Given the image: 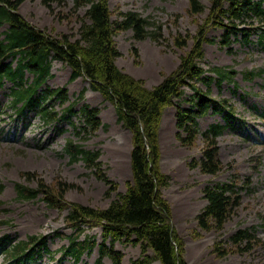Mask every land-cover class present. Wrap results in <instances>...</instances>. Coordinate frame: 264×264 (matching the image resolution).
Segmentation results:
<instances>
[{"label":"trees","instance_id":"1","mask_svg":"<svg viewBox=\"0 0 264 264\" xmlns=\"http://www.w3.org/2000/svg\"><path fill=\"white\" fill-rule=\"evenodd\" d=\"M25 1L0 0V28H6L0 31V86L5 82L12 84L8 107L21 120L33 113L45 127L59 134L64 133L63 124H68L79 141H89L101 128L107 130L98 108L88 104L76 108L75 103H69L67 89H54L47 84L53 78V63L61 62L71 70V81L85 79L94 91L115 105L118 122L132 133V176L127 190L118 192L117 184L102 169L101 151L68 140L63 152L69 162H83L92 175L107 185L106 196L115 193L116 198L105 208L66 203L65 194L73 185L61 181L53 188L42 180L37 181V187L16 184L17 198L31 201L42 196L50 208L67 209L66 226L74 233L60 235L68 240L60 252L64 259L71 257L75 264L95 247L99 258L94 264H105V259L110 264H123L125 253L115 248L116 242L141 250L140 256L131 259L130 264H189L184 241L174 226L171 205L163 195L170 178L161 169V123L166 109L176 105L177 140L185 148L203 143L201 157L194 158L190 167L210 176L221 173L218 137L236 122L242 123L243 118L227 99L212 97L211 83H221L234 72L220 67L206 70L204 45L218 43L232 52L236 42L248 44L254 36L264 42V0H208L209 6L202 0H188L191 16H206L195 35L175 37L176 47L184 49L190 41L193 46L186 56H181L177 70L152 88L117 65L122 56L115 41L118 32L132 31L136 41L149 37L160 40L157 27L148 31L146 18L135 11L122 12L113 18L109 0H70L71 12L79 23L78 32L53 35L21 15L19 8ZM40 2L52 12L55 5L68 4V0ZM210 30L221 32L218 39L207 36ZM198 82L205 84L207 90L197 87ZM185 88L193 92L188 99ZM181 102L187 107L181 106ZM210 114L220 117L224 123H214L201 130L200 120ZM259 115L264 120V111ZM27 175L30 181H35ZM3 190L0 184V193ZM238 190L232 182L204 186L202 192L207 204L197 217L202 230L225 228L241 205ZM86 227L101 228L102 241L99 243L96 237L89 236L80 240L79 235ZM256 233L252 228L239 229L230 236L229 242L236 249L249 252L253 250ZM46 243L45 237L30 236L27 240L14 241L4 236L0 238V253L14 264H30L48 252Z\"/></svg>","mask_w":264,"mask_h":264},{"label":"rangeland","instance_id":"2","mask_svg":"<svg viewBox=\"0 0 264 264\" xmlns=\"http://www.w3.org/2000/svg\"><path fill=\"white\" fill-rule=\"evenodd\" d=\"M202 2L209 6L208 0ZM109 6L113 18L122 12L135 11L148 20V31L157 27L161 33L158 41L151 37L136 41L132 31L118 32L115 37L122 55L117 60L118 67L143 80L148 88L159 85L165 76L177 70L181 56H186L193 44L190 41L188 47L180 49L174 43L175 37L195 35L206 16H191L188 0H109ZM19 12L31 24L53 35H76L79 29L70 0L67 6L55 5L53 12L40 0H27ZM220 34L210 30L207 36L218 39ZM251 41L236 42L232 52L218 43L204 45L206 70L220 67L234 72L221 83H211L212 97L227 99L243 118L242 123L236 122L218 137L221 173L210 176L190 167L194 158L201 157L203 143L185 148L177 140L176 105L166 110L161 123V169L170 178L163 195L171 205L174 226L184 241L189 264H264V120L259 117L264 111V42H259L256 36ZM52 74L47 84L54 89H67L69 103H75L76 108L83 104L98 108L107 130L101 128L85 142L75 137L74 129L68 124H63L64 133L59 134L43 126L33 113L25 120L15 118L14 111L8 107L12 84L5 82L0 86V184L4 186L0 193V238L6 235L15 240L45 237L50 253H44L35 264H74L69 257L61 259L59 252L68 244L60 235L74 233L66 226L67 209L50 208L42 196L32 201L20 200L15 184L37 187V181L42 180L54 188L57 183L66 182L73 185L65 194L66 203L105 208L116 194L106 196L107 185L92 175L83 162L71 164L63 152L64 146L73 140L85 148L100 150L104 173L117 184L118 192H125L132 176V133L118 122L115 105L94 91L88 81L83 78L71 81V70L61 62L53 63ZM196 86L207 90L203 83L198 82ZM185 91L188 99L193 92L190 88ZM180 105L187 107L185 102ZM218 122L224 123L210 114L200 120V129ZM27 174L35 181H30ZM221 182L238 186L241 205L222 231L202 230L197 217L207 203L203 187ZM250 228L257 231L253 250L236 249L229 242L230 236L239 229ZM84 231L79 235L80 240L89 236L96 237L99 243L102 241L101 228L86 227ZM114 246L125 253L124 264H130L141 253L138 247L125 242H116ZM98 252L95 247L91 254H84L79 264H94L99 258ZM104 262L110 264L108 259ZM0 264L13 263L0 253Z\"/></svg>","mask_w":264,"mask_h":264}]
</instances>
